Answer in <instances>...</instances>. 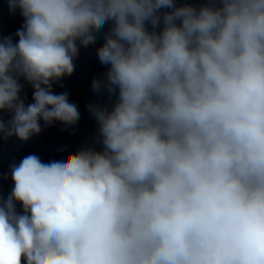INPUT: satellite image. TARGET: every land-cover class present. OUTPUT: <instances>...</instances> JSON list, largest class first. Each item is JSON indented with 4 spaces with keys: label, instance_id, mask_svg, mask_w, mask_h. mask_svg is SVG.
I'll return each instance as SVG.
<instances>
[{
    "label": "clouds",
    "instance_id": "clouds-1",
    "mask_svg": "<svg viewBox=\"0 0 264 264\" xmlns=\"http://www.w3.org/2000/svg\"><path fill=\"white\" fill-rule=\"evenodd\" d=\"M7 3L24 24L0 36V140L79 121L53 84L109 24L90 87L116 99L87 105L101 151L10 165L0 264H264V0Z\"/></svg>",
    "mask_w": 264,
    "mask_h": 264
}]
</instances>
